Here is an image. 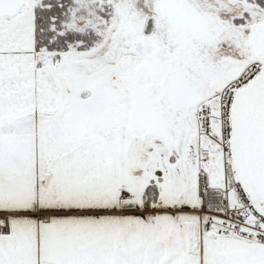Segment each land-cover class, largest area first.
I'll list each match as a JSON object with an SVG mask.
<instances>
[{"label": "snow or ice", "instance_id": "snow-or-ice-1", "mask_svg": "<svg viewBox=\"0 0 264 264\" xmlns=\"http://www.w3.org/2000/svg\"><path fill=\"white\" fill-rule=\"evenodd\" d=\"M0 264H264V0H0Z\"/></svg>", "mask_w": 264, "mask_h": 264}]
</instances>
